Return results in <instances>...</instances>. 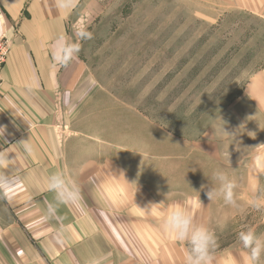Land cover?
I'll return each instance as SVG.
<instances>
[{
    "label": "rangeland",
    "instance_id": "rangeland-1",
    "mask_svg": "<svg viewBox=\"0 0 264 264\" xmlns=\"http://www.w3.org/2000/svg\"><path fill=\"white\" fill-rule=\"evenodd\" d=\"M80 28L93 38L57 130L81 197L113 215L124 264H185L187 245L162 224L197 199L195 222L218 236L214 264H243L239 232L264 236V209L250 206L264 196V0H85L72 42ZM218 169L240 185L236 208L206 195Z\"/></svg>",
    "mask_w": 264,
    "mask_h": 264
},
{
    "label": "crops",
    "instance_id": "crops-1",
    "mask_svg": "<svg viewBox=\"0 0 264 264\" xmlns=\"http://www.w3.org/2000/svg\"><path fill=\"white\" fill-rule=\"evenodd\" d=\"M84 2L63 14L54 0H3L0 7V30L13 40L0 98V153L7 158L0 174L12 181L0 189V264H124L114 217L97 200L89 205L82 197L48 215L55 203L48 178L57 171L72 177L70 142H61L57 129L71 118L84 73L76 61L54 64L52 51L59 36L72 41Z\"/></svg>",
    "mask_w": 264,
    "mask_h": 264
},
{
    "label": "clouds",
    "instance_id": "clouds-1",
    "mask_svg": "<svg viewBox=\"0 0 264 264\" xmlns=\"http://www.w3.org/2000/svg\"><path fill=\"white\" fill-rule=\"evenodd\" d=\"M80 0H54L55 9L63 14L71 12L78 8ZM0 25H3V19L0 18ZM76 40L72 42L70 38L59 36L54 43L52 51V60L54 64L61 67H68L74 62L82 50L81 41L91 40L93 34L85 28L76 29ZM4 36V32L0 30V38ZM29 152L32 151L27 146ZM230 160V154L228 155ZM7 164V158L0 153V167ZM211 181L219 184V187H211L206 195L212 202L217 198H222L226 206L233 208L238 207L237 189L240 187L235 178L222 171L216 170L211 177ZM12 181L0 174V189L10 187ZM49 191L55 193V203H49L48 215L54 217L60 205H69L77 203L81 200V192L78 183L72 177L66 175L63 171L53 173L47 182ZM163 203H154L150 205L151 213L157 212ZM203 206L200 199L191 201L187 206H177L171 209L165 217L162 229L175 241L186 244L188 247L185 256V264H214L216 252L219 249V240L216 230L203 224L195 222L194 210ZM253 209L260 211L264 209V196H258L253 199L250 205ZM226 222L219 221L217 227L223 231L226 228ZM238 240L242 243L243 248L247 250V254L243 257V264H264V236H258L255 230L249 227L246 231H240ZM95 264V261H93ZM231 264H238L232 259Z\"/></svg>",
    "mask_w": 264,
    "mask_h": 264
},
{
    "label": "built area",
    "instance_id": "built-area-1",
    "mask_svg": "<svg viewBox=\"0 0 264 264\" xmlns=\"http://www.w3.org/2000/svg\"><path fill=\"white\" fill-rule=\"evenodd\" d=\"M3 0H0V7ZM13 40H10L8 37H4L0 40V98L2 96V87H3V70L7 63Z\"/></svg>",
    "mask_w": 264,
    "mask_h": 264
}]
</instances>
